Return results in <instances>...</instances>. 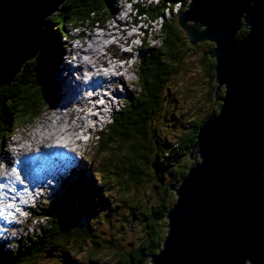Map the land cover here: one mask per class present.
Returning a JSON list of instances; mask_svg holds the SVG:
<instances>
[{
    "label": "trees",
    "instance_id": "trees-1",
    "mask_svg": "<svg viewBox=\"0 0 264 264\" xmlns=\"http://www.w3.org/2000/svg\"><path fill=\"white\" fill-rule=\"evenodd\" d=\"M114 1L65 0L50 16L51 24L57 26L54 33L48 31L52 39H48L37 58L36 88L29 84L25 86L24 82L17 86L12 79L0 83V151L4 141L10 139L14 131L23 124L35 121L45 112V108L59 98L60 83L56 69L64 52L60 38L62 34L72 38L67 25L71 23L75 27H87L106 24L114 15ZM166 1L149 4L134 2L139 16L151 20L162 19L159 33L153 35L160 44H153L144 38L139 61L134 65L137 89L128 94L122 106L112 114L110 122L96 135L98 158L91 157L90 160L96 163L98 170L93 172L83 162L81 167L84 168L75 170L77 175L73 174V178L64 179L61 190L42 204L39 213L32 209L29 221L41 218L44 222L39 224L37 234L21 238L13 242V246L0 242V264H34L43 253L52 255L51 251L58 248L70 249L72 242L81 240L94 242L93 248L88 251V259L83 262L67 259L68 264H150L151 255L160 250L167 231L166 214L175 202V189L191 164L189 153L196 142V134L203 121L218 112L221 105L219 98L223 95V90L215 94V59L209 54L214 44L206 41L191 45L178 23L180 13L169 17L165 15L166 5L171 10L175 7L173 0ZM186 3L182 4L180 10L185 8ZM149 30L150 27L145 32ZM247 32V28L243 27L238 37H243ZM192 57H196L193 65L203 71L206 88L205 93L199 96L193 121L186 126L181 119L183 115L169 113V110L179 108L173 79ZM25 64L28 66L31 61ZM159 118L165 126L161 132L156 127ZM115 144V149H112L111 146ZM101 156L105 160L101 161ZM108 175L112 176L114 183L123 184L126 191L129 187L150 183L151 195L156 200L154 204L143 207L137 198L131 199L129 212L134 218L136 216L139 221H144L148 231L137 246L128 250L129 244L135 242H127L117 247L118 251L113 253L109 262H101L96 259L101 246L97 247L99 243L94 238L99 237L101 232L98 226L106 222V215H110L108 212L115 211L117 207L110 198L111 193L105 189V185H110L106 180ZM98 183L99 188H94Z\"/></svg>",
    "mask_w": 264,
    "mask_h": 264
},
{
    "label": "water",
    "instance_id": "water-1",
    "mask_svg": "<svg viewBox=\"0 0 264 264\" xmlns=\"http://www.w3.org/2000/svg\"><path fill=\"white\" fill-rule=\"evenodd\" d=\"M64 1L0 0V83L44 48ZM178 23L191 45L214 44L223 95L196 134L150 264H264V0H191Z\"/></svg>",
    "mask_w": 264,
    "mask_h": 264
},
{
    "label": "rangeland",
    "instance_id": "rangeland-1",
    "mask_svg": "<svg viewBox=\"0 0 264 264\" xmlns=\"http://www.w3.org/2000/svg\"><path fill=\"white\" fill-rule=\"evenodd\" d=\"M124 1L125 0H115L113 3V18L108 19L106 21V24L104 25L107 27L108 25H115L122 24V19L124 18L123 22L130 23V29L127 31V34L129 35H134L130 43H121V41L118 40H107L106 45L101 48V53L104 54L105 52L116 54V58L118 57H127L131 56L132 58L127 62V66H125L124 69H130L129 72L125 75V78L123 77L122 80L119 79L118 81H122L121 83H124V86L121 88H117L114 85L112 86L113 89H118L119 92L116 93V95H119L121 97V101H124L125 99L128 98L129 93H134L137 89V84H136V79L137 75L135 74V62L139 61V56H140V49L142 46V38L146 37L148 40H150L153 44L159 45L160 41L159 39L156 40H151L153 35H157L159 33L158 27H152L153 24H158V23H151L149 25L150 30L149 32H142L141 28L147 26V24H143V22L140 21V17L136 14L134 11L132 4H127L126 8L123 9L121 13L117 11V7L120 8L124 6ZM140 1L141 4H149V2H158L159 0H135V2ZM170 0H167L166 2H169ZM175 1V0H173ZM189 2L191 0H188ZM65 2V1H64ZM63 2V3H64ZM161 2V0H160ZM61 4L59 5L58 9L60 8ZM129 13L130 16H126V14ZM55 12L52 14L54 15ZM172 14H177L176 12H168L166 11L167 17L171 16ZM51 15V16H52ZM144 15V14H142ZM116 18L118 21L121 22H116ZM136 18L138 23L136 24ZM144 18V16L142 17ZM161 20V19H159ZM176 25V24H175ZM57 24L50 25V26H44V30L47 31H52L54 33L56 29ZM84 27H76L74 30H71L73 27L71 23L67 25V30L73 34L72 39L68 38V43L66 39H63L61 36L60 38V43H61V48L63 49V54H61V58L59 59V63H57V71L56 75L57 77H61L64 74V71H61L62 67V61L65 63L70 62L71 57L68 56L67 50H71L74 44H77L78 42L82 41H89V39H92V35L94 33H102L104 32V29L99 31L96 28V25H94L92 28L86 27V25H83ZM127 29V27H125ZM119 30V29H118ZM106 32V31H105ZM82 34V38L80 35ZM85 35H84V34ZM135 33L140 34V39L135 35ZM127 36V35H126ZM125 36V37H126ZM48 39H50L48 37ZM52 39V37H51ZM59 38L57 37L56 40ZM47 40V38H46ZM120 42V43H119ZM111 43V44H110ZM113 44V45H112ZM134 45V47H133ZM112 51V52H111ZM40 51H38L34 58L28 60L27 62L31 61V64L28 66L25 65L26 62H24L20 68V70L14 75L12 79V83L15 85L19 86L21 83L24 82L25 86L27 84L31 85L33 89L36 88L35 81H36V75L38 77V73L35 67L38 66V56ZM129 53V54H128ZM128 54V55H127ZM196 57L189 58L187 60V66L184 65L183 69L181 72L178 74L177 77L173 79L172 85L176 88L175 96L179 97L177 101H179V108L175 111H170L169 113H179V115L182 116V120L185 122V125L187 126L189 123L193 121L192 117L195 115V111H197V105L199 104V96L202 94V92L205 93V88H206V79L204 77L203 71L200 70L197 66L193 65V62H196ZM137 64V63H136ZM63 68V67H62ZM23 70V71H22ZM122 70V69H121ZM54 71V72H55ZM74 72V70H72ZM127 71V70H126ZM76 74V73H74ZM75 76V75H74ZM77 76V75H76ZM77 79V77H76ZM59 81V79H57ZM105 93L110 94L108 91ZM59 98L56 100V102L48 107L47 109L45 108V112L42 113L35 121H33L30 124L22 125L17 131L13 132V136H11L10 139H6L4 141L3 147L0 151V163H2L1 160V152L7 148V146L12 143L14 140L19 138L20 136L23 137V133L27 130L33 129L40 120H42L44 117L48 115L49 112H52L53 110L57 109V105H55L57 102H61V96L62 93L60 89L58 90ZM100 95V94H99ZM124 103V102H123ZM61 105H59L60 107ZM122 106V102L120 105H107V110L109 114H113L116 110L119 109V107ZM53 107V108H52ZM58 107V108H59ZM101 109H104V106L101 107ZM111 109V110H110ZM209 109V108H208ZM97 114L98 119L96 121L105 122L104 125H96L95 122L89 121L88 125L91 126V130L88 131L89 133L87 135V138H89L88 141L84 140L82 144L77 145L78 149L76 152V161L74 160L73 166L75 165H80L81 163H87V167L90 168V170H94L93 172L98 170V167L96 163L91 162V157L97 159V148L95 145V142L97 140V134L98 132L102 131L104 127L106 126L107 123L110 122L112 115L109 117L103 116L102 113H100L98 110H93ZM206 112V111H205ZM100 114V116H99ZM204 116V115H203ZM164 123L162 120L159 118L156 121V127L160 130L161 128L165 127L163 125ZM170 129V128H169ZM88 130V128L86 129ZM82 136V135H80ZM86 137V133L83 135V137ZM94 139V140H93ZM112 149H115L116 144L111 146ZM85 158L83 157V155ZM17 157L16 152H12V158L13 161H15V158ZM101 161L105 160V157L101 156L99 158ZM82 166V165H81ZM77 167V166H76ZM82 169L84 167H81ZM80 168V169H81ZM86 169V168H85ZM151 172V171H147ZM81 173V171H79ZM77 175L76 171L69 175H65L62 177H57L56 181H53L51 187H46L42 189L41 191L37 193V197L33 199V201L30 203V205L27 207L28 209L25 210V207L21 212L18 214L20 215V218L15 216L17 218V222L12 223V224H4L3 220H0V242H4L5 246H8L9 243L11 242H18L21 240V238L30 236V235H35L37 234V228L39 224L43 223V219L39 218H34L31 222L28 221L29 218L31 217V212L32 209H36L37 213L40 212L39 208H42V204L46 203L49 199L53 198L55 193L59 192L62 187V181L64 179L68 178H73L74 176L72 175ZM50 174H46L45 177L50 178ZM55 176V174L52 176V178ZM98 176L100 177V174L98 173ZM22 175H19V179L22 182L23 179L21 178ZM126 176H124L123 180H125ZM95 179V178H94ZM107 181L110 182V185H105L107 190L111 193V199H113V203L116 204V210L114 211H109L110 215H106L108 219L105 218V223H101L98 226L99 231L101 232L99 234L98 238H94L99 245L97 247L101 246V251L99 252L100 254L97 255L98 260L101 262H109L110 259L113 255V253L117 252L118 248L120 246L126 245L127 242H135L132 243L135 246L141 243V238L143 239L144 236L147 233V228L146 224L144 221H139L138 217L134 216L129 212L128 205H132V200L133 197L137 198V202H140V204L144 207L147 206L148 204L152 205L154 204L156 197L151 195V189H150V183L146 184L144 183L143 186H138V187H129V190L126 191L124 190L123 184L118 185V183L113 182V178L111 175H108L106 178ZM25 181V180H24ZM51 182V181H50ZM49 182V183H50ZM48 182H45L44 185L49 184ZM112 183V184H111ZM126 184H124L125 186ZM98 187L99 188V183L95 185L94 188ZM126 187V186H125ZM134 188V189H133ZM145 188V189H144ZM137 189V190H136ZM97 190V189H96ZM149 194V195H148ZM39 196L40 199L38 198ZM149 196V199H148ZM154 199V200H153ZM149 202V203H148ZM122 206V207H121ZM127 208V209H126ZM119 209V210H118ZM131 210V209H130ZM144 211V209H142ZM140 211H137L139 213ZM137 215V214H136ZM89 217L88 219H91ZM95 220V219H94ZM141 224V225H140ZM106 227V228H104ZM146 229V230H145ZM94 242L92 241H78V242H72L71 248L70 249H63V248H58L59 250H53L51 251L52 255L45 254L38 258L37 262L34 264H68L66 262L67 259L70 260H76V261H86L88 259V251L93 248ZM74 244V246H73ZM13 246V244H11ZM17 245V244H16ZM73 246V247H72ZM84 246V247H83ZM81 249V250H80ZM80 250V251H79ZM112 253V254H111ZM108 264H111L110 262Z\"/></svg>",
    "mask_w": 264,
    "mask_h": 264
},
{
    "label": "bare ground",
    "instance_id": "bare-ground-1",
    "mask_svg": "<svg viewBox=\"0 0 264 264\" xmlns=\"http://www.w3.org/2000/svg\"><path fill=\"white\" fill-rule=\"evenodd\" d=\"M186 1L189 3L188 0H177L174 9L171 10L167 7L166 11L178 14L182 4ZM121 8L117 7V11ZM118 29L115 25H108L104 28V32L91 34L92 39L78 42L73 45L71 50H67L71 60L67 63L61 62L63 67H61V71H64L63 76L59 77L62 100L57 105V109L49 112L33 129L29 128L23 133V137L20 136L14 140L1 152V221L4 216L14 217V213L16 217H19L18 212L26 207V204L23 203V207L17 210L18 206H22L21 197L28 198L27 201L29 200L30 205V198L36 197L42 184L47 181L46 174H50L49 177H52L58 167L73 164L78 149L77 145L81 142L80 135L91 130L92 127L88 125L89 121L98 119L93 110H98L105 116L104 110L96 106L95 101L105 89L110 94L119 92L118 89L112 87L116 82V78L112 74H114V70H121L127 65L118 63L115 53H112L113 55L102 54L101 48L106 45L107 40L113 39L121 41V43H130L134 37L133 34H127L126 30ZM45 35L47 36L46 41H48V37L50 38L51 35L48 31H45ZM102 65L107 68H102ZM105 70L112 74L108 77ZM129 70L128 68L126 72L128 73ZM74 75H77L78 78L76 79ZM124 75L126 74L120 76L121 80L123 77L125 78ZM75 81H79L77 85H75ZM105 102L109 106L113 104V100L108 96L105 97ZM59 105L61 106L59 107ZM87 128L88 130H86ZM12 152H16L15 161H13ZM42 158H44L42 162L45 165L43 171L39 172L40 179L33 178L32 171L35 170L36 165L41 163L40 159ZM63 170L64 168H62ZM19 175H22L23 181L26 180L24 185H22L23 181H20ZM51 184L50 182L45 186L49 187ZM17 189L21 191V194L16 193ZM10 201L15 202V206H11Z\"/></svg>",
    "mask_w": 264,
    "mask_h": 264
},
{
    "label": "clouds",
    "instance_id": "clouds-1",
    "mask_svg": "<svg viewBox=\"0 0 264 264\" xmlns=\"http://www.w3.org/2000/svg\"><path fill=\"white\" fill-rule=\"evenodd\" d=\"M159 1H160V0H159ZM159 1H158V2H159ZM127 2H128L127 0L124 1V6H123V8L120 7V8H121V9L119 10L120 12L118 11L119 13H121V12L123 11V9L126 8V6H127ZM134 2H135V0H132V3H133V4H134ZM138 2H139V1H138ZM138 2H136V3H138ZM153 2H154V1H153ZM156 2H157V1H156ZM171 2H172V1H171ZM176 2H177V0L174 1V4H175ZM132 3H129V4H132ZM187 4H188V3H186L185 6H186ZM167 7H168V6L166 5V8H167ZM184 9H185V8H183L182 10H184ZM135 10H136V8H135ZM182 10H180L179 13H181ZM136 14L138 15V13H136ZM165 15H166V9H165ZM166 16H167V15H166ZM112 18H113V17H112ZM112 18H109V19H112ZM150 19H151V18H150ZM159 19H161V18H156L155 20H152L154 23H158V24H153L152 27H158V29L160 30V28H161V26H162V19H161V20H159ZM116 22H118V19H117V18H116ZM139 22H140V21H139ZM153 22H151V23H153ZM136 23H138V22H136ZM151 23H150V24H151ZM101 25L104 26L105 24H101ZM96 26H97V24H96ZM148 26H149V25H148ZM72 27H75V26L72 25ZM80 27H82V26H80ZM88 27L92 28L93 26H88ZM104 27H105V26H104ZM118 28H119V27H118ZM119 30H123V29H122V28H119ZM141 31L144 33V32H145V29H143V30L141 29ZM68 32H69V31H68ZM69 34H70V36L73 35V34H71L70 32H69ZM135 35H136L137 37L139 36L138 38L140 39V34L138 35V33H135ZM61 36L63 37V39H64V36H66V41H67V43H68V38H69V39H72V38H70V37H67V35H65V34H62ZM133 36H134V35H133ZM151 40H156V39L152 36V39H151ZM142 41H144V37L142 38ZM142 45H143V42H142ZM62 50H63V49H62ZM68 56H69V54H68ZM115 58H116V57H115ZM118 58L124 60V61H122V63H120V64H123V65L126 64V65H127V64L129 63L128 61H129L132 57H131V56H130V57H129V56H127V57H117L116 59H118ZM127 62H128V63H127ZM124 68H125V67H124ZM124 68H123L122 70L125 71V72L119 74V76H121V75L124 74V73L127 74V73H126L127 68H126V69H124ZM124 76H125V75H124ZM75 77H76V76H75ZM118 79H119V78H118ZM55 102H56V101H55ZM55 102H54V103H55ZM54 103H53V104H54ZM122 103H123V101H122ZM57 104H59V102H57L55 105H57ZM120 104H121V103H119V104H117V105H120ZM106 125H107V124H106ZM61 145H62V144H61ZM77 152H78V151H77ZM82 155H83V157L85 158L84 154H82ZM75 160H76V158H75ZM81 164H82V163H81ZM80 167H81V165H79L77 168L79 169ZM61 168H64V167H61ZM40 170H41V169H39V167L36 168V171H40ZM64 170H65V169H64ZM42 171H43V170H42ZM68 173L71 174V171H69ZM68 173H67V174H68ZM72 173H73V172H72ZM69 174H68V175H69ZM62 176H64V175H61V174L56 170L55 176H54L53 178L50 177V179H49L48 181H46V182L49 183V182L51 181V183H53V181H56V178H57V177L60 178V177H62ZM39 182H40V181H39ZM62 182H63V181H62ZM22 184L24 185L23 182H22ZM46 185H47V184H46ZM51 186H52V184H51ZM51 186H49V187H51ZM46 187H47V186H45L44 184H42V186L40 187L39 190L41 191L42 189H44V188H46ZM16 193H17V194H21V191L17 189V190H16ZM39 193H40V192H39ZM36 197H37V196H36ZM36 197L30 198V203H31V202L33 201V199H35ZM40 197H41V196H39L38 198L40 199ZM27 199H28V198H25V197H23V196L21 197L22 206H18V207H17V210H18L19 208H22V207H23V203L26 204L25 210L28 209L27 207L29 206V200L27 201ZM10 205H11V206H15V202L10 201ZM22 210H23V208H22ZM22 210H21V211H22ZM21 211H20V212H21ZM18 213H19V212H18ZM20 215H21V214H19V217H18V218H20ZM31 217H32V215H31ZM31 217L29 218V220L31 219ZM7 218H8V220H7ZM9 218H10V220H9ZM29 220H28V221H29ZM3 222H4V224H6V223H8V224H12V223H14V222L16 223V222H17V218H15V217H11V216H5V217L3 218ZM14 242H15V241H14ZM11 244H13V242H11ZM158 252H159V251H158Z\"/></svg>",
    "mask_w": 264,
    "mask_h": 264
},
{
    "label": "flooded vegetation",
    "instance_id": "flooded-vegetation-1",
    "mask_svg": "<svg viewBox=\"0 0 264 264\" xmlns=\"http://www.w3.org/2000/svg\"><path fill=\"white\" fill-rule=\"evenodd\" d=\"M129 246H130V247L127 248L128 250H130L131 248L135 247V245L132 244V243H130Z\"/></svg>",
    "mask_w": 264,
    "mask_h": 264
}]
</instances>
